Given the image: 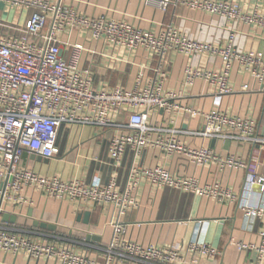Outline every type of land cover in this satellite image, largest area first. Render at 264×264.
Segmentation results:
<instances>
[{"label":"built area","instance_id":"obj_1","mask_svg":"<svg viewBox=\"0 0 264 264\" xmlns=\"http://www.w3.org/2000/svg\"><path fill=\"white\" fill-rule=\"evenodd\" d=\"M1 4L0 9L9 13L15 10V14L9 19L0 10V253L55 264H170L179 261L181 256L176 246H147L127 239V226L119 219L111 221L113 233L108 245L96 247L95 251L88 243H81L69 234L42 230L26 222H6L3 215H24V209L32 205L27 199L29 189L71 203L117 206L119 215L137 205L133 191L141 180L232 202L237 197L231 189L218 183L202 186L196 177L172 173L164 165L133 167L131 183L124 190H118L114 183L102 185L99 180L87 185L77 179L45 175L29 168L25 163L29 156L25 159L24 152L43 159L56 158L61 151L59 128L77 124L117 128L110 145V155L117 161L127 149L137 155L145 148L159 147L168 155L184 154L196 165L215 162L246 169L247 162L237 155L223 156L210 147L187 145L180 138L183 131L153 123L151 111H183L200 116L203 128L188 134L236 140L264 150V135L255 120L228 114L218 106L207 113L183 108L176 101L177 94L164 87L167 72L161 62L152 68L155 73L152 77L148 76L146 67L141 68L132 88L97 86L93 71L81 66L82 54L87 50L85 43H73L71 37L76 33L87 41L102 40L132 51L143 49L163 60L171 53L220 57L223 62L220 69H189L192 79H203L217 89L218 105L222 95L232 91L229 77L236 63L257 80L264 91L263 53L240 51L232 42L226 45L201 42L171 23L155 32L144 30L125 18L91 17L68 7L64 0H0ZM145 4L163 11L171 6H183L264 28V12L248 11L235 0H145ZM23 11L25 16L20 22ZM123 116L127 117L126 122L121 120ZM255 187L259 200L244 202L241 207L247 216L262 223L257 249L259 261L263 262L264 174H248V193ZM239 246L248 245L239 243ZM190 250L214 258L220 253L206 240L192 242ZM101 253L102 261L98 257ZM0 264L15 263L4 260Z\"/></svg>","mask_w":264,"mask_h":264},{"label":"crops","instance_id":"obj_2","mask_svg":"<svg viewBox=\"0 0 264 264\" xmlns=\"http://www.w3.org/2000/svg\"><path fill=\"white\" fill-rule=\"evenodd\" d=\"M235 1L248 11L264 12V0ZM64 2L68 7L91 17L105 15L115 19L125 18L144 30L155 32L171 23L192 39L216 45L232 42L240 51H259L264 55V28L261 26L239 23L183 6H171L163 11L146 5L145 0ZM0 10L9 19L14 18L15 10L10 13L5 9ZM24 16L25 11L19 18L20 22H23ZM71 41L85 43L87 50L82 54L81 66L93 71L97 86L105 84L132 88L141 68L146 67L148 76L152 77L155 75L152 68L161 62L167 72L164 87L177 94L176 101L180 106L203 113L218 106L228 114L255 120L259 132L264 135V91L258 81L237 63L229 77L232 91L223 94L218 105L217 89L203 79H192L189 69H220L223 64L220 57L171 53L163 60L143 49L132 51L108 45L102 40L87 41L76 33ZM244 85H248V88L245 89ZM121 120L126 122L127 117L123 116ZM151 121L180 129L184 132L181 140L191 147H210L223 156L237 155L247 162L248 168L221 166L215 162L196 165L184 154L168 155L159 147L145 148L137 155L127 149L117 161L110 155L111 140L118 132L117 128L77 124H65L59 128L58 145L61 151L56 158L38 161L29 156L25 158V163L41 174L77 179L87 185L97 180L102 185L114 183L118 190L130 185L133 167L164 165L172 173L196 177L202 186L218 183L223 188L231 189L237 198L232 202L220 200L141 180L136 191H133L137 205L119 215L117 206L71 203L48 198L37 189H29L27 199L32 201V205L24 209V215H16L17 221L29 225H34V221L56 224L55 230L69 234L81 243H88L97 251L96 247L108 245L113 233L111 221L119 219L126 224L125 236L131 241L147 246L178 247L181 259L170 264H264V261H259L257 249L261 242L262 223L257 218L247 216L241 207L244 202L255 203L259 200L257 187L249 194L246 181L249 173L264 174V150L236 140L188 134L203 128L202 118L188 112L169 113L155 109L151 111ZM29 210H33L32 215L28 214ZM87 211L91 212L88 224L83 222ZM37 227L55 231L40 225ZM196 240H206L220 253L214 258L191 252L190 244ZM239 243L248 246L240 248ZM98 257L100 261L103 260L102 253ZM4 260L15 264H55L54 261L28 260L22 255L0 253V263Z\"/></svg>","mask_w":264,"mask_h":264},{"label":"water","instance_id":"obj_3","mask_svg":"<svg viewBox=\"0 0 264 264\" xmlns=\"http://www.w3.org/2000/svg\"><path fill=\"white\" fill-rule=\"evenodd\" d=\"M28 156H30L32 159H37L38 161H48V159H43L40 155H36V154H28L27 151L24 152V158H27ZM33 210H29L28 214L32 215ZM90 216H91V212L87 211L84 213V217H83V222L88 224L89 220H90ZM82 218V215H79V219ZM18 219V217L14 214H10V213H5L3 215V220L6 222H16ZM34 225H40L43 228H49L51 230H55L57 229V225L56 224H50V223H46V222H39V221H34Z\"/></svg>","mask_w":264,"mask_h":264},{"label":"rangeland","instance_id":"obj_4","mask_svg":"<svg viewBox=\"0 0 264 264\" xmlns=\"http://www.w3.org/2000/svg\"><path fill=\"white\" fill-rule=\"evenodd\" d=\"M75 230H76V229H75ZM75 230H74V231H75ZM73 239H74V238H73Z\"/></svg>","mask_w":264,"mask_h":264}]
</instances>
